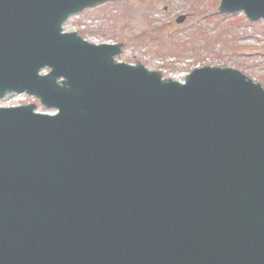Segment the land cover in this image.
Segmentation results:
<instances>
[{
	"label": "water",
	"instance_id": "obj_1",
	"mask_svg": "<svg viewBox=\"0 0 264 264\" xmlns=\"http://www.w3.org/2000/svg\"><path fill=\"white\" fill-rule=\"evenodd\" d=\"M102 1L0 0V97L60 110H0V264H264V88L209 66L163 80L62 34ZM241 9L264 0L220 6Z\"/></svg>",
	"mask_w": 264,
	"mask_h": 264
},
{
	"label": "rangeland",
	"instance_id": "obj_2",
	"mask_svg": "<svg viewBox=\"0 0 264 264\" xmlns=\"http://www.w3.org/2000/svg\"><path fill=\"white\" fill-rule=\"evenodd\" d=\"M220 0L106 1L72 17L65 30H77L92 42H118V60L142 63L165 77L184 79L197 66H229L264 86V20L249 21L243 12L222 14ZM185 17L177 22L179 17ZM35 101L13 95L0 105Z\"/></svg>",
	"mask_w": 264,
	"mask_h": 264
}]
</instances>
